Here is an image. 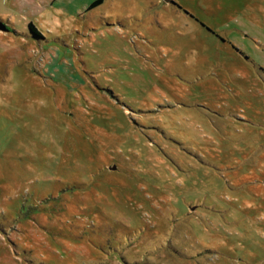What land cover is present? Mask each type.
Instances as JSON below:
<instances>
[{"label": "rangeland", "instance_id": "rangeland-1", "mask_svg": "<svg viewBox=\"0 0 264 264\" xmlns=\"http://www.w3.org/2000/svg\"><path fill=\"white\" fill-rule=\"evenodd\" d=\"M93 1L0 36V264H264V0Z\"/></svg>", "mask_w": 264, "mask_h": 264}, {"label": "crops", "instance_id": "crops-1", "mask_svg": "<svg viewBox=\"0 0 264 264\" xmlns=\"http://www.w3.org/2000/svg\"><path fill=\"white\" fill-rule=\"evenodd\" d=\"M59 8L60 0H0V20L7 26V30H0V36L13 35L22 40L36 36L30 32V23L42 34L43 27L54 19V14H60Z\"/></svg>", "mask_w": 264, "mask_h": 264}, {"label": "flooded vegetation", "instance_id": "flooded-vegetation-1", "mask_svg": "<svg viewBox=\"0 0 264 264\" xmlns=\"http://www.w3.org/2000/svg\"><path fill=\"white\" fill-rule=\"evenodd\" d=\"M179 0H170V1H166L167 2V4L169 3V4H171V6H175L176 8H178V9H180V10H182V11H184V12H186V13H188V11L187 10H185L182 6H181V4L178 2ZM202 25V24H201ZM202 26H204V24L202 25ZM205 27V26H204ZM205 29H207L208 31H210L212 34H214L221 42H224V43H226L227 42V40L225 39V38H223L222 36H220V34L218 33V32H216V31H214V30H211L210 28H208V27H206ZM229 45H231V47L239 54V56L241 57V59H243L246 63H248V61H250V62H252L251 60H249V58H248V56L247 55H245L243 52H242V50L239 48V47H237L236 45H234V44H231L230 42H229ZM219 56V55H218ZM253 63V62H252ZM254 66L256 67V68H258V72L259 73H261V72H263L264 73V68L262 67V66H258L257 64H255L254 63ZM257 71V70H256ZM213 74H214V72H213Z\"/></svg>", "mask_w": 264, "mask_h": 264}, {"label": "trees", "instance_id": "trees-1", "mask_svg": "<svg viewBox=\"0 0 264 264\" xmlns=\"http://www.w3.org/2000/svg\"><path fill=\"white\" fill-rule=\"evenodd\" d=\"M104 0H95L94 2L91 3L90 9L100 5L103 3ZM30 32L33 33L34 35L41 37V32L37 30V28L34 26V24L30 23Z\"/></svg>", "mask_w": 264, "mask_h": 264}, {"label": "water", "instance_id": "water-1", "mask_svg": "<svg viewBox=\"0 0 264 264\" xmlns=\"http://www.w3.org/2000/svg\"><path fill=\"white\" fill-rule=\"evenodd\" d=\"M165 1H170V0H165ZM0 30H7V26L3 21L0 20Z\"/></svg>", "mask_w": 264, "mask_h": 264}]
</instances>
